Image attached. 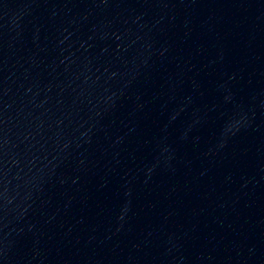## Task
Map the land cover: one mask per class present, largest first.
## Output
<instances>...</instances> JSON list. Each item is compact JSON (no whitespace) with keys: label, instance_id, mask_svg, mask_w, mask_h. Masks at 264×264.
Listing matches in <instances>:
<instances>
[{"label":"water","instance_id":"95a60500","mask_svg":"<svg viewBox=\"0 0 264 264\" xmlns=\"http://www.w3.org/2000/svg\"><path fill=\"white\" fill-rule=\"evenodd\" d=\"M0 264H264V0H0Z\"/></svg>","mask_w":264,"mask_h":264}]
</instances>
